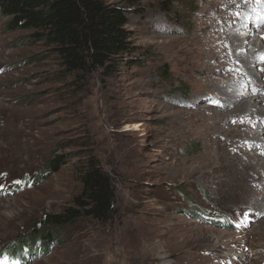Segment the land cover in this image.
<instances>
[{"label": "rangeland", "instance_id": "1", "mask_svg": "<svg viewBox=\"0 0 264 264\" xmlns=\"http://www.w3.org/2000/svg\"><path fill=\"white\" fill-rule=\"evenodd\" d=\"M105 1L122 9L129 46L107 69L66 70L52 46L30 30L7 29L10 18L0 13V264H264V199L259 212L249 198L264 189V119L245 129L259 139L226 150L255 156L262 174L244 203L239 166L220 160L232 125L221 114L232 97L263 107L256 82L264 68L245 77L247 87L233 57L261 44L264 10L231 0ZM226 21L227 35L239 30L249 41L221 49L230 65L206 61L213 73L204 79L206 57L195 49ZM253 23L262 35L248 34ZM250 61L264 66L261 53ZM88 155L111 179L112 217L82 215L46 250L40 243L14 261L2 257L8 243L17 249L46 232V216L76 207ZM56 157L63 162L52 172L46 165Z\"/></svg>", "mask_w": 264, "mask_h": 264}, {"label": "trees", "instance_id": "2", "mask_svg": "<svg viewBox=\"0 0 264 264\" xmlns=\"http://www.w3.org/2000/svg\"><path fill=\"white\" fill-rule=\"evenodd\" d=\"M135 1L128 0L132 4ZM0 13L10 18L7 29L30 30L35 40L52 46L66 70H77L85 64L107 69L119 53L129 52L122 9L105 0H0ZM60 159L49 160L46 167L57 171L63 162ZM80 184V195L74 199L76 207L46 216V232L38 231L21 240L17 249L12 247L15 243H8L1 256L14 261L17 256L13 254L22 255V249L40 243L46 250L58 229L73 224L82 215L104 221L111 218L115 196L111 179L92 155L86 158Z\"/></svg>", "mask_w": 264, "mask_h": 264}, {"label": "bare ground", "instance_id": "3", "mask_svg": "<svg viewBox=\"0 0 264 264\" xmlns=\"http://www.w3.org/2000/svg\"><path fill=\"white\" fill-rule=\"evenodd\" d=\"M231 1H233L235 3V5H239V6L242 5V6H245L247 8L256 7L255 9L258 12L264 10L263 0H260L261 2L256 3V4H260V3H262V4L255 5V6H252V4H251L252 0H250L251 2L249 0H231ZM222 14L227 15V16H228V14L231 15V10L227 11V10L223 9ZM239 18H240V14H235L232 16V19H235L236 25H237L236 21L239 20ZM228 23H229L228 21L224 22L222 27L211 26L208 29V31H212L213 35L211 37L209 36L207 38V40H204V41L202 40V42H204V44H200V45L197 44V47L195 49L196 53H198V55L201 54V57H206V59H202L205 61L203 63V65H204V67H206V69L203 70V74H202L204 79H209V76L213 73L209 70V67H211V65L209 63L207 64L206 61H208V62L218 61V60L224 61V59H226L227 57L224 56L221 52V49L223 47L224 48L225 47H230V48H238L239 47V49H240V42H242L241 43V45H242L244 42L249 41L248 39H244L243 41H242V39H240L239 30H237V32L233 36L227 35L226 30H227ZM249 24H248V21L246 20L241 25H243V27H246ZM248 30H249L248 34L255 35V36L256 35H258V36L262 35V34H259L257 31H255L254 23ZM207 33L208 32L205 31V34H207ZM218 37H221V39L224 40L223 41L224 43L222 44L223 46L217 45L216 39ZM247 45H248V43L245 44L246 47L244 46L245 47V53L241 54L240 56H234L233 59L237 60V65H238L236 72H235V75L238 78L244 77L243 80L247 83V84H245V86L248 87L249 84H248V81L245 79V77L252 75L253 72L257 71L258 69L264 68L263 64L259 63V66L257 67V66H254V64L252 65V61H250V58H253L255 53H261V55L264 57V33L261 36V44L257 45L255 42H251L250 45H248V46ZM211 48H213V51H211ZM226 60H227V63L230 65V61L228 62L229 59L227 58ZM251 78H252V76L250 77V79ZM226 81H232V79L230 77H228V78L226 77L225 79H222V82H226ZM258 83H259V86H262V85H264V80L258 79V82H256V84L258 85ZM222 92H223L222 94L228 93L229 95L232 93L231 90L229 92H226L224 90V87H223ZM247 92H249L248 89H247ZM256 98L258 99V102L263 105V107L257 106L256 105L257 103L251 104L249 102H244L243 100H240L239 98L232 97V103H231V105L233 106L232 109L229 110V112H225V113L221 114L222 119L227 120V121L231 120L232 125H230L229 128H227V132H226L227 136H229V137L231 136V140L229 141V143H228V140H226V139H225V141H222L223 142V148L222 149L225 151V153L221 156L220 160L222 162H229V164L232 165L233 171H236V169L234 168V165H238L240 168L241 173H238V175H240L241 179L243 180V183H242L243 190H242L241 196L238 198V204H242L245 201H247L249 193H251L250 192L251 188H252L251 182H254L253 181L254 178L259 179L262 174H259L256 171V167H255L256 163L254 161L255 156H253L249 153L242 154L241 152H239V154L237 156H230V155H228V152H226V150L232 145H236V146L239 145L238 143L241 141H246V142L250 143V142H253V141H256L257 139H259L258 136H250L249 137V136H247V134L245 132V129L247 128V126H249V124L251 125L253 121H256L257 119H260V118L264 119V96L258 95V96H256ZM245 115H247L249 118H246ZM257 128L262 129V127L259 125H257ZM261 137H263V136H261ZM263 190L264 189L259 190L256 196L251 195V197H249V198L254 199L253 201H256L255 207H256V210L259 212L261 211L260 208L262 205V200L264 199V197H262V191Z\"/></svg>", "mask_w": 264, "mask_h": 264}, {"label": "snow or ice", "instance_id": "4", "mask_svg": "<svg viewBox=\"0 0 264 264\" xmlns=\"http://www.w3.org/2000/svg\"><path fill=\"white\" fill-rule=\"evenodd\" d=\"M5 264H7V262H5Z\"/></svg>", "mask_w": 264, "mask_h": 264}]
</instances>
